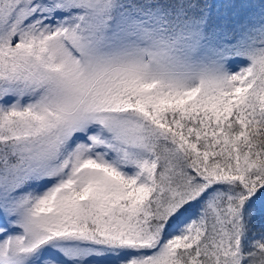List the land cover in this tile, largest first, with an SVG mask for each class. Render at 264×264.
Listing matches in <instances>:
<instances>
[{"label": "snow or ice", "instance_id": "1", "mask_svg": "<svg viewBox=\"0 0 264 264\" xmlns=\"http://www.w3.org/2000/svg\"><path fill=\"white\" fill-rule=\"evenodd\" d=\"M0 264H264V0H0Z\"/></svg>", "mask_w": 264, "mask_h": 264}]
</instances>
